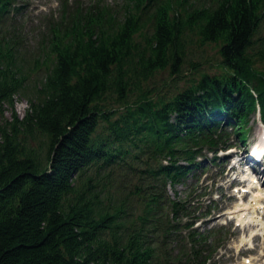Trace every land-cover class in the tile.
Returning <instances> with one entry per match:
<instances>
[{
	"label": "trees",
	"instance_id": "trees-1",
	"mask_svg": "<svg viewBox=\"0 0 264 264\" xmlns=\"http://www.w3.org/2000/svg\"><path fill=\"white\" fill-rule=\"evenodd\" d=\"M21 8L0 0V264H208L168 185L264 120V0L65 6L34 43ZM195 43L220 71L185 72Z\"/></svg>",
	"mask_w": 264,
	"mask_h": 264
},
{
	"label": "rangeland",
	"instance_id": "rangeland-1",
	"mask_svg": "<svg viewBox=\"0 0 264 264\" xmlns=\"http://www.w3.org/2000/svg\"><path fill=\"white\" fill-rule=\"evenodd\" d=\"M96 1H101L115 9H120L124 6L126 0H20L19 3L23 5V11H19L17 19L23 23L21 28L22 34L28 36L29 40L31 39V42L34 43L39 36L40 27L42 28L43 24L46 22V18H51L52 15L57 16L66 2L71 6L76 3L87 5ZM22 39H24L23 42L27 41V39L23 37ZM218 47L219 46L215 44H208L201 47L198 43H195L193 45L195 51L192 52L189 62L184 67L185 72L187 74L192 73L190 68L192 66L190 62L192 61L202 62L199 67L209 72L220 71L217 64L220 57ZM187 79L188 77L186 80ZM186 80H182L180 84H184ZM28 105L29 102L24 96H15L14 110L19 116L25 114ZM5 107L4 115L6 117H11V109L7 108V106ZM247 128L249 130V143L254 141L260 142L261 135L264 133V124H262L257 115L252 114ZM232 139L236 145V149L244 152L246 145L236 137L234 132L232 133L231 140ZM208 155L209 157H213V155L218 156L219 158L216 160L220 163L211 165L209 161L203 162V167H206L205 170H202V172L197 171L193 175L189 173L186 182L176 184L173 188L170 187L168 189V194L171 197H176L175 190H177L180 198L189 197L192 201L193 210V215L190 219L192 222H195L194 225L199 230L205 231V228L208 226L219 227L217 224L225 225L219 227L220 232L218 235L221 236L222 241L220 245H217V250L214 249L213 257L208 264H248V262H245V258L247 257H251V264H264V250L260 247V245H263L264 248V241L260 236L255 235L253 237L254 249H249L247 247L248 240L241 242L242 233L247 235L252 224L249 222L251 225L243 229L229 216V211L240 205L241 202L249 203L252 199L253 192H239L234 189H228L220 184L219 180L225 176L226 170L232 161V157L224 151H219L214 154L210 153ZM197 178L199 179L198 181ZM223 183L226 184L225 179ZM250 190L253 191L252 188ZM211 197L215 199L210 201ZM207 205H209V207H207ZM206 209H209V216L197 219V217L206 212ZM192 217L193 219L195 218L194 221ZM213 236L210 237L209 235L207 243L213 240Z\"/></svg>",
	"mask_w": 264,
	"mask_h": 264
},
{
	"label": "bare ground",
	"instance_id": "bare-ground-1",
	"mask_svg": "<svg viewBox=\"0 0 264 264\" xmlns=\"http://www.w3.org/2000/svg\"><path fill=\"white\" fill-rule=\"evenodd\" d=\"M247 175L248 174H246L245 176ZM251 185L256 186L254 188L255 191H253L252 194L253 202H241L239 206L232 210V212H236L235 215L236 217H238L237 219L240 224L244 225L246 222L252 223L249 233L247 235H244V233H242L241 242L248 240L249 245L254 246L252 242V238L254 237V235H258V233H260L264 241V188L260 187L262 186L261 183L255 181V178L251 179V181L247 185V188L251 187ZM248 207L252 210H248L247 212L244 211V209L246 210ZM232 212L230 211V213ZM260 247L264 250L263 245H260Z\"/></svg>",
	"mask_w": 264,
	"mask_h": 264
}]
</instances>
